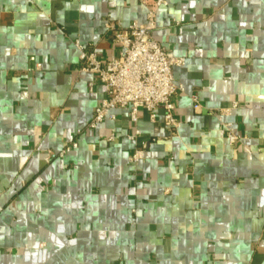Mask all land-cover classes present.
Wrapping results in <instances>:
<instances>
[{
  "label": "crops",
  "instance_id": "obj_1",
  "mask_svg": "<svg viewBox=\"0 0 264 264\" xmlns=\"http://www.w3.org/2000/svg\"><path fill=\"white\" fill-rule=\"evenodd\" d=\"M165 1L180 127L142 114L130 141L125 111L85 130L105 93L74 41L114 56L103 25H143L138 0H0V264H264V0Z\"/></svg>",
  "mask_w": 264,
  "mask_h": 264
},
{
  "label": "built area",
  "instance_id": "obj_2",
  "mask_svg": "<svg viewBox=\"0 0 264 264\" xmlns=\"http://www.w3.org/2000/svg\"><path fill=\"white\" fill-rule=\"evenodd\" d=\"M146 9L145 23H131L126 27L107 20L103 25L102 40L111 42L116 47V54L108 59H100L94 45L82 46L78 40L74 45L79 52L80 72L90 74L94 81L88 84L92 92L95 84L104 88L105 97L93 110L92 117L85 125V130H94L106 120L114 121L115 111H125L128 120V140L136 141L141 133L137 125L142 114L151 124H160L174 136L180 122L175 113V99L183 94V88L173 79V68L184 64L183 58L172 55L151 37L155 29V16L159 8L167 5L165 0H138ZM34 62L36 70L41 64ZM193 111L201 110V103L196 96L190 97ZM238 108L233 102L230 106L219 108L212 114L219 119L228 117ZM161 111V121L157 114ZM227 143L234 147L240 141L230 122H221ZM114 141L110 135L107 142ZM145 144H141L132 152L129 162L133 165L143 160ZM77 148L76 142L63 147L57 154L59 158Z\"/></svg>",
  "mask_w": 264,
  "mask_h": 264
}]
</instances>
